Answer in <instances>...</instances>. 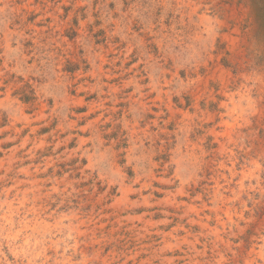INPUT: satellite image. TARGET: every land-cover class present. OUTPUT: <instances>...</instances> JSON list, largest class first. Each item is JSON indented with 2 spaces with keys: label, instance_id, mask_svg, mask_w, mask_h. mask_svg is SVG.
Instances as JSON below:
<instances>
[{
  "label": "rangeland",
  "instance_id": "rangeland-1",
  "mask_svg": "<svg viewBox=\"0 0 264 264\" xmlns=\"http://www.w3.org/2000/svg\"><path fill=\"white\" fill-rule=\"evenodd\" d=\"M0 264H264V0H0Z\"/></svg>",
  "mask_w": 264,
  "mask_h": 264
}]
</instances>
